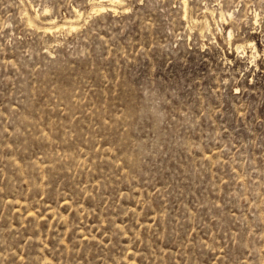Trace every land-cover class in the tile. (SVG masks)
<instances>
[{"label":"rangeland","instance_id":"obj_1","mask_svg":"<svg viewBox=\"0 0 264 264\" xmlns=\"http://www.w3.org/2000/svg\"><path fill=\"white\" fill-rule=\"evenodd\" d=\"M185 1L0 0V264H264V0Z\"/></svg>","mask_w":264,"mask_h":264},{"label":"bare ground","instance_id":"obj_2","mask_svg":"<svg viewBox=\"0 0 264 264\" xmlns=\"http://www.w3.org/2000/svg\"><path fill=\"white\" fill-rule=\"evenodd\" d=\"M104 0H92V4H91V11H106V10H111L110 7L106 6L105 3H103ZM116 1H119V0H110V2H116ZM183 1V4H184V11L186 12L185 8L187 7L186 5V1L185 0H182ZM76 11V15L79 17L81 15V13L79 12V10L77 9H74ZM224 14L222 12H220V16H223ZM257 19V18H256ZM30 20V18H29ZM69 20V18H68ZM256 21V20H255ZM34 23V22H33ZM71 28L72 29H75L77 28L76 25H73L72 23L70 24ZM231 34H232V31L229 29L228 33H227V36L231 39ZM250 43V42H249ZM255 43V42H254ZM254 43H250V46L252 48H254L253 50H255V45ZM242 46V45H241ZM238 47H240V44L236 45L235 48L238 49ZM256 51V50H255ZM253 57V56H252Z\"/></svg>","mask_w":264,"mask_h":264}]
</instances>
